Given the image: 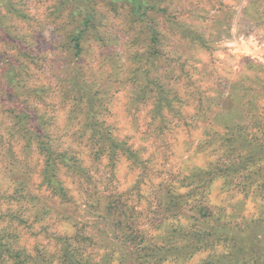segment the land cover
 <instances>
[{"label": "rangeland", "instance_id": "1", "mask_svg": "<svg viewBox=\"0 0 264 264\" xmlns=\"http://www.w3.org/2000/svg\"><path fill=\"white\" fill-rule=\"evenodd\" d=\"M157 4L163 10L148 12L157 31L152 41L146 21L134 19L126 3L92 0L99 36L83 35L76 55L70 46L81 16L73 0H0V264H62L68 245L88 264H132L122 231L145 234L150 245L181 246L195 239L199 223L242 226L262 213L264 201L224 184L222 175L208 182L187 176L229 162L220 119L264 140V0ZM12 68L16 100L39 116L49 148L68 158L56 165L60 191L43 182L39 139L2 91ZM144 71L167 94L158 112L157 87L141 89ZM73 75L85 85L78 93ZM232 84L247 90L231 98ZM85 92L94 95L99 130L134 157L120 148L113 157L109 149L97 152L85 125ZM165 187L180 194L177 215L162 212ZM223 249L188 257L187 249L148 264H199Z\"/></svg>", "mask_w": 264, "mask_h": 264}, {"label": "trees", "instance_id": "2", "mask_svg": "<svg viewBox=\"0 0 264 264\" xmlns=\"http://www.w3.org/2000/svg\"><path fill=\"white\" fill-rule=\"evenodd\" d=\"M73 1L75 4L73 13H76L77 9L80 11L81 28L72 36V44L70 48L74 50L76 55H79L83 50L81 44L83 35L85 36V34L89 31L92 32L94 36H99V23L97 12L91 5L92 0ZM158 1L160 2L162 0ZM158 1L108 0V3L112 5L116 2L126 3L129 6V11L134 19L146 21V25L152 34V41H154L157 38V31L155 30L151 19L148 18V12L163 10V8L157 4ZM259 67L263 68V66ZM77 76L78 75L72 76L73 78L71 80L72 83L70 87L78 93L79 90L76 86L80 85L85 88V85L80 84ZM140 77L143 82V86H141L143 91L149 88V84H153L159 90L156 93V102H154V110L158 112L160 108L168 102L166 92L161 88V86H159V83L157 84L154 80L152 81L148 78L146 71H144ZM15 81V68L7 70L5 72V89L2 91L4 94H7L11 100V107H13L16 111L19 120L22 122L24 118L28 117V121H26L27 124L25 125L27 126L26 129H28L29 133L34 131L39 139L38 146L45 155L44 168L42 170L43 182L59 189L60 191L62 190V187L60 184L61 182H59L55 174L56 165L57 161L60 163L64 161L67 162L68 158L63 152L57 153L51 150L48 146V142L42 139L41 136L43 135V127L39 116H37L34 111L29 110L24 103L16 100V91L18 90V86L15 84ZM13 87L15 88L13 89ZM240 89L247 90L244 84H232V89L230 86L229 97L233 98L234 93L240 92ZM85 93L88 105V116L85 125L90 126L92 129L91 137L95 139L96 144L98 145L97 152L100 154L109 149L108 155L113 157L116 150L120 148L124 153L127 152L129 155L134 157L131 150L124 145V142L117 141L104 129L99 130L98 127L100 124L95 122L94 114H92L94 107V95L87 92ZM220 125L226 129V135H224L222 143H228L227 147L229 148H226V151H228L230 156L228 157L229 162L207 169L192 168L189 171L187 178L208 182L215 176L222 175L224 178V184L234 183V185L236 184L240 191L244 192L245 195L252 192L264 201V140L260 142L256 140V137L250 138L248 135L239 131H233V129H231L232 126L228 123V120L224 121L220 119ZM159 195L162 212L164 210V213L169 212L171 215H177L183 209V202L178 204L180 194L176 191V188H161ZM260 208L262 213L258 215L257 218H251L249 222L243 223L242 226H229L225 222L219 221L217 218H214L213 223H209L207 225H205V223H199L197 224L198 228L196 227V231L198 230L199 232H193L194 234H191V237H194L195 239L191 243L181 246L180 244H176V246L150 245L145 234L130 235L129 232L122 231L120 235L125 242L130 243L131 245L130 250L132 258L130 261L132 264H148L149 260L154 257H158V260H164L174 253H179L180 251L187 249L190 250L189 253H187L188 257L191 256L194 251L204 249L205 247L211 248L217 244L223 245L224 249L220 252L210 254L208 258L204 259L199 264H264V204H262ZM103 210L107 213L105 207H103ZM112 222L115 227H120L117 220H113L112 218ZM172 230L175 231L176 229L173 228ZM179 235L187 237L190 234L184 236L180 231ZM8 252L12 251L8 250ZM13 256L16 259L19 258L17 254H13ZM61 257L63 261L62 264H88V262L82 258L80 252L77 249L71 248L69 245L68 248L65 247V249H63ZM20 263L24 264L25 262L24 260H21L18 264Z\"/></svg>", "mask_w": 264, "mask_h": 264}]
</instances>
